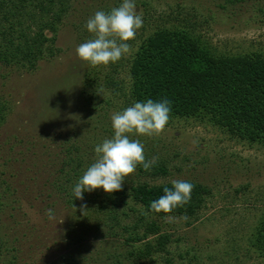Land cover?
I'll list each match as a JSON object with an SVG mask.
<instances>
[{"label":"rangeland","instance_id":"rangeland-1","mask_svg":"<svg viewBox=\"0 0 264 264\" xmlns=\"http://www.w3.org/2000/svg\"><path fill=\"white\" fill-rule=\"evenodd\" d=\"M142 1L146 6L141 5ZM135 2L143 25L127 41L129 51L118 62L95 67L115 76L118 83L115 95L109 89H94L96 101L111 100V106L105 108L108 120L103 118L104 110L100 109L76 113L80 108L83 75L91 66L78 59L75 49L92 39L84 27L88 18L98 10L109 11L118 6L120 0H73L71 11L56 36L59 53L55 57L41 61L32 72L0 69V95L12 105L6 123L0 127L3 146L0 162L10 153L7 137L13 143L20 140L21 144L11 152L17 155L18 171H26L25 174L17 172V176L7 181L8 193H5L6 184L0 188V202L7 200L15 207V210L6 207L7 212L0 216V225L7 226L0 229V236L3 230L8 236L5 241L13 242L18 250L5 253V264H26L27 261L56 264L62 256L72 258L71 264H112L114 255L125 252L129 232L110 219V212H95L99 203H90L97 194L98 201L107 197L112 208L110 199L115 201L119 191L114 196L102 189L87 192L89 199L84 204L81 199H75L71 206L68 197L59 190L64 186L55 182L59 176L55 171L60 167L57 164L61 135L67 141L64 146L68 147V139L71 141L74 133L81 138L83 151L77 154L88 164L77 168L80 175L95 159V153L84 150L86 143L94 148L112 136L111 117L132 105L128 99L129 65L148 35L162 27L183 28L225 54L264 47V0ZM131 138L139 139L146 159L155 158L165 172L152 176L151 170L142 173L143 167L138 165L123 183L126 190L130 181L137 179L151 184L186 180L210 189L195 220L172 215L145 220H154L159 234L168 235L170 241L166 253L154 251L149 259L142 260L143 264H264L250 243L264 213L263 146L232 137L206 121L178 117H169L159 134ZM72 167L65 169L71 171ZM73 179L75 183L77 177ZM48 209L53 210V218L46 214ZM130 215L123 225H131L139 213ZM143 231L144 227L140 228L139 235ZM159 234H149L142 243L153 241Z\"/></svg>","mask_w":264,"mask_h":264},{"label":"trees","instance_id":"trees-1","mask_svg":"<svg viewBox=\"0 0 264 264\" xmlns=\"http://www.w3.org/2000/svg\"><path fill=\"white\" fill-rule=\"evenodd\" d=\"M72 3L73 0H0V69L32 72L41 61L55 57L59 53L55 44L56 36L71 11ZM140 3L146 6L145 1ZM128 76V99L132 104L147 99L167 100L171 107L169 117L206 121L232 137L264 147V47L245 53L225 54L217 52L186 29L162 27L141 42L136 57L130 62ZM117 84L115 76L102 72V69L87 67L79 89L80 108L76 113L100 109L104 110L103 118L108 120L105 108L111 106V100L104 98L96 101L94 89H109L115 95ZM11 107V101L0 95V127L6 123ZM70 137L69 147L64 146L67 141L62 139V135L59 137L60 161L57 166L60 167L55 171L59 175L55 182L64 186L59 187V190L65 193L69 204L73 206V178L78 179L81 172L77 168L88 163L77 154L83 151L80 136L74 133ZM6 143L10 144V153L0 162V188L6 184L5 193H8L10 189L7 181L17 176V172L25 174L26 171H18L20 169L15 166L17 155L11 152L21 141L15 140L13 143L7 137ZM84 150L94 153L88 142ZM71 165V171L65 169ZM150 170L152 176L165 172L162 164H156ZM140 171L148 172L143 168ZM191 183L194 188L190 201L167 214L151 212L149 205L163 194L164 187L171 188L172 183L151 184L138 179L130 181L127 190L123 186L117 192L115 201L110 199L112 208L108 205L107 197L106 200L98 201L99 196L93 195L90 203H99L95 212H110V219L124 232H129L125 252L114 255L112 264H143L142 260L149 259L154 251L167 252L169 236L159 234V227L154 220H145L167 215L195 220L205 205L206 197L210 195V189L200 183ZM86 195L83 194L82 204L89 199ZM9 203L7 200L0 202V216L8 208L15 210ZM137 211L139 215L134 222L123 225V221L131 216L130 213L135 214ZM6 227L1 223L0 229ZM142 227L144 231L139 235L138 230ZM3 230L0 236V264L6 263L5 253L17 250L13 242L5 241L8 236ZM149 234L159 235L153 241L142 243ZM136 243L141 245H134ZM250 243L264 259V213L254 228ZM70 261L73 259L62 256L61 262L56 264H71ZM26 264L33 263L27 261Z\"/></svg>","mask_w":264,"mask_h":264},{"label":"clouds","instance_id":"clouds-1","mask_svg":"<svg viewBox=\"0 0 264 264\" xmlns=\"http://www.w3.org/2000/svg\"><path fill=\"white\" fill-rule=\"evenodd\" d=\"M142 25L135 0H120L118 6L109 11L98 10L88 18L84 27L92 39L79 44L75 53L91 67L118 62L129 51L127 41L134 38ZM170 111L169 101L147 99L114 114L111 117L112 136L94 146V161L72 187L74 198L83 199L84 193L97 189L106 194L120 191L125 179L138 165L145 171L154 167L155 158L147 160L144 145L131 137L159 134L169 120ZM171 183V188L164 187L163 194L150 203L149 211L167 214L190 201L194 188L191 182L173 180ZM46 214L53 218L52 209Z\"/></svg>","mask_w":264,"mask_h":264}]
</instances>
